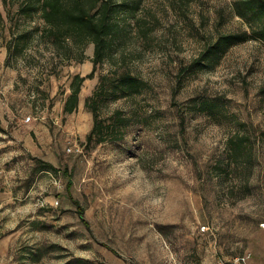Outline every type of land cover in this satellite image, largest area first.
Segmentation results:
<instances>
[{"label": "rangeland", "instance_id": "obj_1", "mask_svg": "<svg viewBox=\"0 0 264 264\" xmlns=\"http://www.w3.org/2000/svg\"><path fill=\"white\" fill-rule=\"evenodd\" d=\"M27 1L0 0V264H264V42L201 59L248 27L234 0H141L95 66Z\"/></svg>", "mask_w": 264, "mask_h": 264}, {"label": "trees", "instance_id": "obj_2", "mask_svg": "<svg viewBox=\"0 0 264 264\" xmlns=\"http://www.w3.org/2000/svg\"><path fill=\"white\" fill-rule=\"evenodd\" d=\"M140 2L141 0H28L20 10L24 14H30L32 11L39 12L47 25L46 30L57 40L60 37L65 38L73 44H78L82 49L92 44V61L95 66L103 61L110 52L115 36L127 28L126 23H124L125 19L122 23V15H120L122 12L127 14L125 18L131 14L137 25H140L137 18ZM232 6L248 27L237 32L220 35L214 43L205 49L201 59L212 60L227 46L251 38L264 42V0H234ZM90 76L92 73L87 76L79 73L74 75L71 90L63 105L64 112L71 113L76 110L82 83L86 77ZM105 79L106 76L102 75L97 87L85 100V105L94 117L93 126L87 135L88 141L94 138L97 141L103 140L109 126L114 128L116 125L112 115L106 119H101L98 114L99 102L106 92L107 83ZM119 82L121 86H114L113 91L119 90L125 85L131 87L133 92L140 85L138 79L128 73H124ZM234 144L238 143L235 142ZM80 213L82 214V211Z\"/></svg>", "mask_w": 264, "mask_h": 264}, {"label": "built area", "instance_id": "obj_3", "mask_svg": "<svg viewBox=\"0 0 264 264\" xmlns=\"http://www.w3.org/2000/svg\"><path fill=\"white\" fill-rule=\"evenodd\" d=\"M247 258V255H242L237 256L234 259H219L215 264H248Z\"/></svg>", "mask_w": 264, "mask_h": 264}]
</instances>
